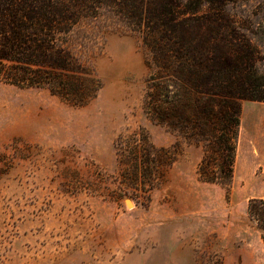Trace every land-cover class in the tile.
<instances>
[{"label":"rangeland","instance_id":"1","mask_svg":"<svg viewBox=\"0 0 264 264\" xmlns=\"http://www.w3.org/2000/svg\"><path fill=\"white\" fill-rule=\"evenodd\" d=\"M229 11L264 29V0ZM87 29L71 41L102 83L87 105L0 82V264H264L261 231L247 214L250 199L264 198V102L241 101L228 190L199 180L202 150L181 140L151 189L124 181L117 136L130 145L143 128L168 148L179 138L142 109L139 35L87 38ZM255 41L264 72L263 35Z\"/></svg>","mask_w":264,"mask_h":264},{"label":"trees","instance_id":"2","mask_svg":"<svg viewBox=\"0 0 264 264\" xmlns=\"http://www.w3.org/2000/svg\"><path fill=\"white\" fill-rule=\"evenodd\" d=\"M242 1L247 0H0V82L46 89L85 106L102 83L74 51L75 31L87 26V38L136 33L146 51L142 109L179 140L171 148L156 147L143 128L131 133L130 145L117 136L122 179L151 189L181 140L202 150L199 180L228 190L241 101L264 102L258 67L263 55L255 41L257 34L264 38V29L230 13L229 6ZM247 214L264 242V198L250 199Z\"/></svg>","mask_w":264,"mask_h":264},{"label":"crops","instance_id":"3","mask_svg":"<svg viewBox=\"0 0 264 264\" xmlns=\"http://www.w3.org/2000/svg\"><path fill=\"white\" fill-rule=\"evenodd\" d=\"M235 161H236V158H235Z\"/></svg>","mask_w":264,"mask_h":264}]
</instances>
